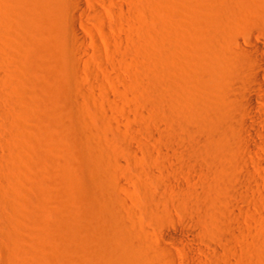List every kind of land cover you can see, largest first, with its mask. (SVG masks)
Segmentation results:
<instances>
[{"label": "rangeland", "instance_id": "1", "mask_svg": "<svg viewBox=\"0 0 264 264\" xmlns=\"http://www.w3.org/2000/svg\"><path fill=\"white\" fill-rule=\"evenodd\" d=\"M95 2L0 0V264H264V139L204 93L264 0Z\"/></svg>", "mask_w": 264, "mask_h": 264}, {"label": "bare ground", "instance_id": "2", "mask_svg": "<svg viewBox=\"0 0 264 264\" xmlns=\"http://www.w3.org/2000/svg\"><path fill=\"white\" fill-rule=\"evenodd\" d=\"M71 1H72L71 5L73 6V9H75V11L77 13L84 14L86 11L85 3H87L88 8H90L91 11L97 17H99V19L103 17L101 10H100V7L96 4L95 0H71ZM108 7H109V9H107V10L110 13V5ZM73 31L74 32L72 33V35L74 37L76 45L79 47L84 45L85 44L84 43V36H83L82 32L77 28L74 29ZM102 33H103L104 38L112 37V35L105 30H103ZM245 41H246L245 42L246 47H244L243 50H241L240 54H239L242 65L240 66L239 69L238 68L236 69L238 71L237 74L239 77H235L231 71H227L229 68L227 66L228 60L226 59L224 54H220L221 56H218L217 60L214 61V63H213L214 65L211 66V68L213 67L212 70H214V73H215V75L213 74L214 76L213 75L212 76H213V78L214 77L215 78H214L213 83L206 84L207 85L206 88H208V89H206L207 93L205 91V87L204 86H203L204 88L201 87L202 84H200L201 86L200 85L199 86H200L201 91H202L201 93H203V90H202V88H203L205 91L204 93L207 94V98H206L207 101L209 100L212 103L209 106L210 108L212 105L215 104L213 102L214 100L218 101L217 98H219V100H220L219 102H216V104L220 103L218 105L222 106L221 109L224 110V112H223V115L221 118H220V116L215 117L217 124L218 123L221 124V122L226 121V124L228 123L231 127L237 128V125L239 124V121L241 119L242 127L250 135V137L254 136L256 138L258 137V139L259 138L264 139V37L256 38V39H254L252 37H247V38H245ZM232 67L233 66H230V68H231L230 70H232ZM171 73L172 72H170V75H171ZM169 80H171V79H169ZM177 81H179V80H177ZM174 83H176V82H174ZM177 83H176V85H177ZM179 85H180V83H179ZM168 86L170 87L171 84H169ZM172 88H173V86H172ZM196 89L200 90V89H198V87ZM168 91H169V95H171L170 94L171 87L168 89ZM182 91H184V89ZM191 91L193 92V90H191ZM193 93L194 94L197 93V95H196L197 97L195 98L196 100H198L199 97L202 100H203V98L205 99L206 95L203 93L204 97L200 96V94H201L200 91L195 92V88H194ZM198 93H200V94H198ZM183 94H186V93H183ZM169 95H168V98L170 97ZM179 97H180V95H179ZM84 99H85V101H88L87 97H84ZM179 99L180 98H178V97L174 98V100H176V101H178ZM198 101L197 102L195 101V102L198 103ZM203 102H205L204 105L207 104L206 100L205 101L203 100ZM179 103H180V100H179ZM174 104H172V105L174 106ZM176 104L174 106L175 108H176ZM81 105H82V103L81 104L80 103H74L73 108L77 112H80L81 111ZM177 105H178L177 106V108H178L180 106V104H177ZM169 106L171 107V104ZM211 121L213 122L214 120H211ZM223 125H224V123H222L217 128L219 129V127H221ZM214 126L212 128H215ZM196 127L199 128L198 125H196ZM222 128L223 129L218 130V132L221 130L222 131L225 130L224 127H222ZM212 131H214V130H212ZM212 131H211V133H212ZM213 133L217 134V132H213ZM216 145L217 144H215V142H213V143H211L210 146L215 147ZM242 145L244 146V148L246 150H248L249 152L254 154V152L252 151L254 149L250 145L249 139L242 142ZM211 147H210V149H211ZM215 150H216V152H215V155H216L218 150L216 148H215ZM122 152L124 155H130L132 153V150L130 148L126 147L122 150ZM210 152H211V160H212L215 157L212 155V153L214 152L213 148H212V150H210ZM218 152H219V154L217 155L218 157L216 156L217 159L219 158L221 150ZM214 161H216V159H214ZM217 161H219V160H217ZM255 161L253 160V162H255ZM216 163H217V165H219V162H216ZM244 163L246 164V160H244ZM199 164H201V163H199ZM199 164H198V162L195 163V162L190 161L187 165H188V167L190 166L191 170H193L194 172H198L197 170L199 169V167L197 169V166ZM204 164L202 163L201 165H204ZM245 164H243V165L245 166ZM255 164L257 166H260L261 162L256 161ZM191 170H190V172H191ZM250 171L251 170H249L248 173L246 171V174L248 175V177H250V175H252L251 174L252 172H250ZM192 172H191V175L194 176V173L192 174ZM201 172L203 175V173L206 172V170L203 171V169H202ZM207 173H205L206 176L204 174V177H208V175L210 177V174H207ZM193 176H190V178H191V181L194 182L196 177L194 176L195 177L194 178ZM211 197L213 200L214 196H211ZM237 208H238V206H237ZM244 212H245V210H244ZM237 221H239V220H237ZM236 223H238V222H236ZM221 233H222V236L224 237V239L229 241L227 243V246L230 247V249L235 250L236 246L232 240L237 235V232H235L233 229H229V226H228V228L224 227L221 230ZM165 249H167L166 250L167 253H169V255L172 256L170 250L166 247H165ZM167 253H166V255H167ZM169 255H167V256H169ZM170 256H169V258H170Z\"/></svg>", "mask_w": 264, "mask_h": 264}]
</instances>
